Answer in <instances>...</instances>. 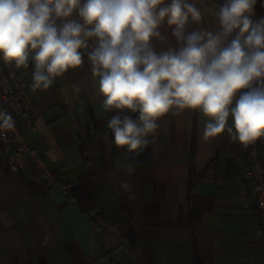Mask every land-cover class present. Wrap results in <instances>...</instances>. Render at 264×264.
Returning <instances> with one entry per match:
<instances>
[{
	"label": "crops",
	"instance_id": "obj_1",
	"mask_svg": "<svg viewBox=\"0 0 264 264\" xmlns=\"http://www.w3.org/2000/svg\"><path fill=\"white\" fill-rule=\"evenodd\" d=\"M191 2L203 13L193 29L216 30L223 0ZM161 31L175 46L170 29ZM33 67L30 58L20 68L34 100L33 141L68 186L52 191L28 169L9 173L0 150V264H264L247 147L227 131L203 141L199 111L169 113L128 177L130 157L106 127L115 110L104 111L87 56L48 89H32ZM123 179L135 200L120 191Z\"/></svg>",
	"mask_w": 264,
	"mask_h": 264
},
{
	"label": "clouds",
	"instance_id": "obj_2",
	"mask_svg": "<svg viewBox=\"0 0 264 264\" xmlns=\"http://www.w3.org/2000/svg\"><path fill=\"white\" fill-rule=\"evenodd\" d=\"M256 2L223 0L216 30L190 31L203 20L191 0H0V60L20 69L31 58L35 91L81 67L86 55L104 111L115 110L106 127L130 157L124 171L132 177L169 113H202L203 141L227 131L247 147L264 137V17L252 18ZM154 40L167 46L157 51ZM14 125L0 110V132ZM119 187L137 198L128 179Z\"/></svg>",
	"mask_w": 264,
	"mask_h": 264
},
{
	"label": "built area",
	"instance_id": "obj_3",
	"mask_svg": "<svg viewBox=\"0 0 264 264\" xmlns=\"http://www.w3.org/2000/svg\"><path fill=\"white\" fill-rule=\"evenodd\" d=\"M28 84L24 71L0 60V110L10 113L15 122L13 130L0 132L3 165L12 174L28 169L50 190L65 192L68 186L65 175L49 163L33 141L37 129ZM245 178L254 199L264 245V155H258L255 143L247 153Z\"/></svg>",
	"mask_w": 264,
	"mask_h": 264
},
{
	"label": "trees",
	"instance_id": "obj_4",
	"mask_svg": "<svg viewBox=\"0 0 264 264\" xmlns=\"http://www.w3.org/2000/svg\"><path fill=\"white\" fill-rule=\"evenodd\" d=\"M255 17L258 19L260 17H264V0H257L255 5V11H254ZM193 29L192 24L189 25V30L191 31ZM255 147H257L258 155L261 157L264 155V138H260L257 140V143L255 142ZM252 149V144L247 146V151ZM193 182V178L191 177V185ZM128 241L130 242V245H133V239L130 238V236H127Z\"/></svg>",
	"mask_w": 264,
	"mask_h": 264
},
{
	"label": "rangeland",
	"instance_id": "obj_5",
	"mask_svg": "<svg viewBox=\"0 0 264 264\" xmlns=\"http://www.w3.org/2000/svg\"><path fill=\"white\" fill-rule=\"evenodd\" d=\"M74 16H75V14H74ZM261 138H264V137H261ZM256 143H257V141H256ZM256 149H257V147H256Z\"/></svg>",
	"mask_w": 264,
	"mask_h": 264
}]
</instances>
